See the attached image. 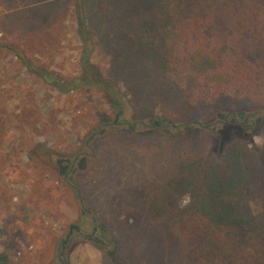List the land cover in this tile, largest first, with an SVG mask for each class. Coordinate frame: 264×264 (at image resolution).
I'll list each match as a JSON object with an SVG mask.
<instances>
[{"label": "rangeland", "instance_id": "obj_1", "mask_svg": "<svg viewBox=\"0 0 264 264\" xmlns=\"http://www.w3.org/2000/svg\"><path fill=\"white\" fill-rule=\"evenodd\" d=\"M77 4L91 62L125 97L119 117L103 93L57 90L16 56L78 76ZM240 12L252 25L264 2ZM165 16L161 0H0V264H180L186 245L168 238L200 202L264 235V106L186 98L162 70ZM209 27L243 33L223 17ZM240 53L256 57L251 43ZM40 145L42 163L29 156ZM141 230L157 238L147 250L133 242Z\"/></svg>", "mask_w": 264, "mask_h": 264}, {"label": "trees", "instance_id": "obj_2", "mask_svg": "<svg viewBox=\"0 0 264 264\" xmlns=\"http://www.w3.org/2000/svg\"><path fill=\"white\" fill-rule=\"evenodd\" d=\"M247 1L264 2L161 0L162 11L166 15L160 39L162 70L189 100L211 101L229 95L232 99L264 106V12L257 15L250 25L247 17L240 12ZM220 17L234 23L245 35L224 37L210 34L211 21ZM77 22L76 33L83 44L78 76L60 80L53 73L34 66L19 53L16 56L25 67L57 90L96 89L103 93L109 106L118 109L119 117L125 97L114 80L100 78V71L91 62V28L86 25L80 4H77ZM247 43L255 49L256 57L252 63L241 58L240 52ZM29 156L42 163L45 150L41 145L37 146L29 152ZM239 180L240 176L233 179V183ZM199 204L200 207L183 213L178 219V237L168 238L172 251L179 240L186 245L182 253L179 249L173 252L180 264H264V235L246 238L238 231V221L225 219L228 218L226 211L223 215L216 206L209 208L207 204ZM156 240L150 231L141 230L133 242L136 247L146 245L143 249L147 250L155 245ZM156 255L154 252L152 257ZM152 257L151 261L157 260V257L155 260Z\"/></svg>", "mask_w": 264, "mask_h": 264}, {"label": "flooded vegetation", "instance_id": "obj_3", "mask_svg": "<svg viewBox=\"0 0 264 264\" xmlns=\"http://www.w3.org/2000/svg\"><path fill=\"white\" fill-rule=\"evenodd\" d=\"M247 118H249V116H246L243 120H244V122L246 121V120H248ZM244 124V123H243ZM75 163H76V160L74 161H72L71 163H69V162H65V161H61V162H59V169L62 171V173H68L71 169H73L74 168V166H75ZM65 164H68V166L67 165H65ZM98 234H99V232H98Z\"/></svg>", "mask_w": 264, "mask_h": 264}, {"label": "water", "instance_id": "obj_4", "mask_svg": "<svg viewBox=\"0 0 264 264\" xmlns=\"http://www.w3.org/2000/svg\"><path fill=\"white\" fill-rule=\"evenodd\" d=\"M218 117H219L220 119H222V118L225 119V117H223V116H221V115H219Z\"/></svg>", "mask_w": 264, "mask_h": 264}]
</instances>
